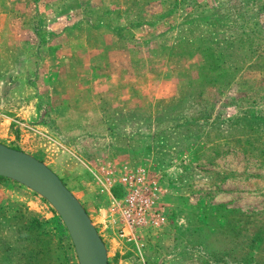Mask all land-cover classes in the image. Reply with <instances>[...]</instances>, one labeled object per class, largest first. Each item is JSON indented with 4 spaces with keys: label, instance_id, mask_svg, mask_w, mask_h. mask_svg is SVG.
I'll list each match as a JSON object with an SVG mask.
<instances>
[{
    "label": "rangeland",
    "instance_id": "1",
    "mask_svg": "<svg viewBox=\"0 0 264 264\" xmlns=\"http://www.w3.org/2000/svg\"><path fill=\"white\" fill-rule=\"evenodd\" d=\"M86 1L68 0L66 16L53 13L63 0H0V143L58 155L51 165L88 209L107 264H237L218 259L238 257L240 246L213 231L221 222L213 206L264 216V0H89L103 24L87 30L77 23ZM48 3L44 24L73 26L98 64L115 70L114 85L74 105L90 130L87 140L65 144L75 153H54L62 145L33 143L22 130L23 122L50 125L52 116L37 107L46 99L42 80L27 83L28 92L23 86L9 10L23 7L31 23ZM127 173L156 180L166 216L161 229L133 240L120 236L111 202L121 195L111 184ZM251 253L264 264V247ZM0 264H78L53 206L9 178L0 180Z\"/></svg>",
    "mask_w": 264,
    "mask_h": 264
},
{
    "label": "crops",
    "instance_id": "2",
    "mask_svg": "<svg viewBox=\"0 0 264 264\" xmlns=\"http://www.w3.org/2000/svg\"><path fill=\"white\" fill-rule=\"evenodd\" d=\"M48 5L51 6L37 5L34 10L36 14L34 19L40 21L39 24H44L45 22L41 15L51 10L52 4L48 3ZM9 12L14 16L11 24V26L14 25L16 33L13 45L21 48L18 61L23 62V86L28 92L30 91V86L27 81L32 84L35 78L42 80L45 85L46 99L45 102H39L37 107L40 111L48 107L49 114L52 116L50 125H46L42 120L37 123L23 122L22 130L26 128L24 135H28L31 138V142H42L49 148L58 144L62 145L64 150L60 148L59 151L54 153H75V148H68L63 145L57 135L66 141L88 139V134L85 133L86 131L83 128V117L78 116L76 118L72 115L74 105L84 97L91 95L93 98V96L104 93L112 84L114 85L115 70L110 68V64V66H105V68L104 64H98V58L95 57L96 55H92L94 49L91 48V43L85 37L73 32V26L67 25L65 28L58 29L55 26V22L48 21L46 23L48 27L47 34L51 37L50 34L55 33L54 38H50L43 43L42 41L37 42L32 31L34 21L30 19V16L27 18L31 20V23L29 22L30 25L28 21H25L26 16L24 14L26 13H24L23 7L16 6L14 12L11 10ZM28 12L30 13V11ZM4 13L7 15L8 10ZM68 17L70 18L71 16ZM85 28L86 30L90 29L87 26ZM109 60L112 61L113 59ZM117 75L119 76L118 70ZM73 84H75L76 88ZM30 88L32 89V87ZM22 93L25 94L26 91ZM87 108L95 111L96 104L91 103ZM42 127H46L45 129H48L49 134L42 131ZM32 145L34 153H38L39 156L30 155L42 161L64 182L62 176L51 165L53 158L56 159L58 155L49 157L45 153L50 152L46 151L45 148L37 149V144ZM68 189L70 190L69 187ZM79 202L88 213V209L84 204L80 200Z\"/></svg>",
    "mask_w": 264,
    "mask_h": 264
},
{
    "label": "water",
    "instance_id": "3",
    "mask_svg": "<svg viewBox=\"0 0 264 264\" xmlns=\"http://www.w3.org/2000/svg\"><path fill=\"white\" fill-rule=\"evenodd\" d=\"M0 176L32 189L53 206L71 237L78 264H107L104 243L87 212L47 165L0 143Z\"/></svg>",
    "mask_w": 264,
    "mask_h": 264
},
{
    "label": "trees",
    "instance_id": "4",
    "mask_svg": "<svg viewBox=\"0 0 264 264\" xmlns=\"http://www.w3.org/2000/svg\"><path fill=\"white\" fill-rule=\"evenodd\" d=\"M31 2L36 1V0H30ZM66 2L68 0H63L58 6H56L53 9V13L55 14H67L70 13L74 8L69 6L66 9ZM80 4V2H79ZM78 7H81V5H78ZM98 5L96 2L89 1L87 0L85 2V14L82 13L81 19L77 21L78 24H82L85 27H90L93 28L94 26H98L99 24H103V18L102 16H99L101 19H95L97 16V13L99 10H97ZM76 10V9H75ZM83 11V9H82ZM34 21V20H33ZM36 19L34 21V25L32 28L33 34L35 35L37 42L42 41L45 42L50 38H54L55 33H51V37L47 34L48 29L45 27L46 24H39L40 21ZM40 25V27H39ZM40 45V44H39ZM19 62V61H18ZM23 64V62H21ZM24 72V70H23ZM27 83H29L27 81ZM30 84V83H29ZM85 122L83 124V128L86 131L85 133L88 134L87 132L90 131L88 128H85ZM57 135V134H56ZM57 137L61 140V143L65 145L67 142H72L71 141H66L62 139L59 135ZM84 141V140H83ZM76 143H81L82 141H73ZM5 179V177L0 176V180ZM213 217H217L218 219L221 220L219 224H216L213 226V231H216L219 235H223L226 238H231L233 241V246H237L240 249L237 251L233 249L234 252L238 253V257H234L228 252L220 253V256L216 255L213 257H217L218 259H222L221 255L224 257H228L232 260H236L238 263L237 264H263L261 259V256L257 253H251L253 250L258 252L259 250H262L264 247V216L260 217L257 213H243L239 214L238 211L234 209H228L226 205L224 204H217L213 206ZM258 215L259 217H255Z\"/></svg>",
    "mask_w": 264,
    "mask_h": 264
},
{
    "label": "built area",
    "instance_id": "5",
    "mask_svg": "<svg viewBox=\"0 0 264 264\" xmlns=\"http://www.w3.org/2000/svg\"><path fill=\"white\" fill-rule=\"evenodd\" d=\"M121 190L119 197H111L113 208L119 215L120 236L135 239L141 231L161 229L165 222V211L157 203L158 185L143 174H124L115 185Z\"/></svg>",
    "mask_w": 264,
    "mask_h": 264
}]
</instances>
